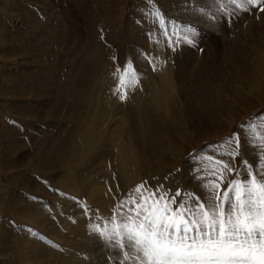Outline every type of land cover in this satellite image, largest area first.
<instances>
[{
	"label": "rangeland",
	"instance_id": "obj_1",
	"mask_svg": "<svg viewBox=\"0 0 264 264\" xmlns=\"http://www.w3.org/2000/svg\"><path fill=\"white\" fill-rule=\"evenodd\" d=\"M216 8V0H0V264H32L35 257L37 264H118L119 255L88 223L103 226L137 185L203 198L201 157L236 169L225 173L223 188L244 176L242 161L256 164L257 151L241 125L264 116V12L253 8L228 18ZM154 10L167 17L166 26ZM183 25L198 30L195 46L172 35ZM94 41L104 54L98 67L113 82L129 62L138 72L133 95L148 102L132 105V117L128 96L117 93L119 102L106 108L92 90L98 67L87 52ZM155 43L167 46L169 95L161 102L156 94L165 77L153 57ZM83 128L97 135L88 148ZM236 133L238 155L229 159L219 145ZM51 137L60 143L51 144ZM65 147L73 148V164L59 167L55 159Z\"/></svg>",
	"mask_w": 264,
	"mask_h": 264
},
{
	"label": "snow or ice",
	"instance_id": "obj_2",
	"mask_svg": "<svg viewBox=\"0 0 264 264\" xmlns=\"http://www.w3.org/2000/svg\"><path fill=\"white\" fill-rule=\"evenodd\" d=\"M216 5L217 13L228 18L253 8L264 12V0H216ZM198 11L210 15L204 9ZM152 15L166 26L167 17L159 10ZM181 30L185 33L182 37ZM172 35L195 46L199 32L192 25H183ZM117 73V92L123 100L139 77L131 62ZM241 130L256 149L257 162L242 161L244 176L229 180L226 188L222 187L225 173L236 169L222 159L204 156L200 170L204 173L203 198L180 190H149L142 183L116 205L103 226H89L105 248L119 255L118 264H264V116L245 122ZM239 144L236 133L219 147L234 159Z\"/></svg>",
	"mask_w": 264,
	"mask_h": 264
},
{
	"label": "bare ground",
	"instance_id": "obj_3",
	"mask_svg": "<svg viewBox=\"0 0 264 264\" xmlns=\"http://www.w3.org/2000/svg\"><path fill=\"white\" fill-rule=\"evenodd\" d=\"M209 9V8H208ZM213 10V9H212ZM148 17V16H147ZM186 17V16H185ZM146 18V17H145ZM144 18V19H145ZM143 19V18H142ZM137 22V21H136ZM137 27V26H136ZM157 27V26H156ZM153 34H155V32L153 33ZM91 36V38H92V35H90ZM89 36V37H90ZM140 36V35H139ZM156 37V36H155ZM142 38V37H141ZM142 40V39H141ZM161 42V41H160ZM88 43V42H87ZM93 43V44H92ZM144 43V42H143ZM163 43V42H162ZM141 44V43H140ZM149 44V43H148ZM172 45V44H171ZM148 47V46H147ZM154 47H155V52L153 53V54H155L156 56H153V57H155V62H156V66H158L159 67V69L161 70V75L163 74V76L165 77V82H164V87H163V89H162V91L161 92H159L158 94H156V96L158 97V99L160 100H162V98L164 97V96H168L169 95V80H167L168 78V70L166 69V61H164V57H166V54H167V51L165 50V49H167L166 47H165V45H159V44H157V43H155L154 44ZM182 50V49H181ZM181 50H178L177 51V53L179 54H181ZM136 51V50H135ZM152 52H153V50H152ZM141 53V52H140ZM152 54V55H153ZM165 56H164V55ZM177 55V56H179V58H180V56L181 55ZM87 58H88V60L90 61V64H91V66L93 65L94 67H93V69L94 68H96V67H98V64L103 60V56H104V54L102 53V50H101V47H100V45L99 44H97V43H95V41L94 42H91V46H89L88 47V52H87ZM157 56H158V58H157ZM150 57V56H149ZM176 58H178V57H176ZM153 59V58H152ZM151 60V59H150ZM170 59H168V61H169ZM141 61V60H140ZM142 62H144V61H142ZM183 62V61H182ZM102 63V62H101ZM178 63H180L179 61H178ZM106 64V63H105ZM149 64V63H148ZM146 66V65H145ZM148 66V65H147ZM182 66V68H183V65H181ZM103 67V66H102ZM104 68H106L105 66H104ZM92 69V70H93ZM101 64H100V66L98 67V70H96V71H91V70H89V73L90 72H92L93 74L95 73V78H94V81H93V83H92V85H94V88L92 89L93 91H96L97 93H101L100 94V97H103L104 99H103V101L102 102H104V104H105V107L106 108H110V107H113V106H115L118 102H119V97L117 96V93H119L120 94V92H117V87H118V84H119V81H118V79L117 80H115L114 82H113V80H112V78H110V77H108L107 75H105L104 74V72H103V69H101ZM174 69V68H173ZM172 69V70H173ZM107 70V69H106ZM148 70V69H147ZM153 70V69H152ZM171 72V71H170ZM113 73V72H112ZM138 73V72H137ZM142 73V72H141ZM109 74V73H108ZM138 75V74H137ZM112 76V75H111ZM153 76H154V74H153ZM149 77V76H148ZM157 77V76H156ZM145 78V77H144ZM147 78V77H146ZM177 78V77H176ZM147 79H149V78H147ZM146 79V80H147ZM152 79V78H151ZM154 80H155V78H154ZM161 80V79H160ZM149 81V80H148ZM147 81V82H148ZM152 81V80H151ZM154 82V81H153ZM153 82H152V84H153ZM162 82V81H161ZM155 84V83H154ZM153 84V85H154ZM162 84V83H161ZM142 85V84H141ZM163 85V84H162ZM153 87V86H152ZM150 88V87H149ZM148 88V89H149ZM107 89H108V91H109V97L107 96V93L105 94V91H107ZM134 89H135V87H129L128 89H127V96H128V98H129V101H130V105L129 106H131V108H132V111H131V117L133 116V106L132 105H134V108H135V105H136V107H137V105H142V106H145V105H147L146 103L148 102H146V96L145 95H143L142 96V98H137V96H134L133 95V91H134ZM161 89H159V90H161ZM136 91V90H135ZM143 91H145L146 92V89L144 88V90ZM151 91V90H150ZM81 92V91H80ZM152 94V93H151ZM82 96V95H81ZM154 97H155V95L154 94H152V100L154 99ZM84 100V97L80 100H78V102L80 103V104H82V101ZM161 100H160V102H161ZM155 101V100H154ZM165 101V100H164ZM66 102V101H65ZM93 102V101H92ZM90 103V104H88L89 106H90V110L91 111H93L92 109H93V103ZM125 102V101H124ZM124 102H123V105H124ZM132 103V104H131ZM94 104H95V107H94V111H95V108L97 107V102L96 101H94ZM121 104V106H122V103H120ZM99 105V104H98ZM149 105V104H148ZM63 106H64V104H63ZM125 106H128L126 103H125ZM86 107V102H84L83 103V105H82V112L81 111H79V112H77V114H76V116H75V119H76V121H80V118H81V116H82V113H83V110H84V108ZM145 107H147V106H145ZM62 108H64V107H62ZM165 108V107H164ZM167 108V107H166ZM65 109V108H64ZM129 109H130V107H129ZM168 109V108H167ZM171 109V108H170ZM104 111V110H103ZM179 111V110H178ZM129 112V111H128ZM155 112V111H154ZM104 113V112H103ZM102 113V114H103ZM162 113V112H161ZM105 115V114H104ZM97 118H100V115H98L97 117H96V119ZM89 123H91L90 125L92 126L93 125V123H95V125H96V121L95 120H93L92 122H91V119H89ZM142 123V122H141ZM134 126V125H133ZM86 126H84V128H85ZM83 128V131H86V132H84V134H83V136H84V138H85V140H83L82 142L84 143L83 145L85 146V144L87 145L86 147L88 148V144H93V143H95V140H96V134L92 131V132H90L91 130L89 129V130H85ZM92 129V128H91ZM88 131V132H87ZM59 138H60V135L58 136ZM46 138V137H45ZM52 138V137H51ZM59 138H57V137H55V138H52L53 140V142H50L51 144H56L57 143V141L60 143V141L58 140ZM137 138V137H136ZM45 140H47V139H45ZM70 141V145H71V147H73V143H75L76 142V140H75V138L74 139H72V138H70L69 139ZM115 142V141H114ZM116 144V143H115ZM135 144V143H134ZM136 144H137V142H136ZM44 145V144H43ZM42 145V146H43ZM140 145V144H139ZM78 146V145H77ZM115 146V145H114ZM119 146V145H118ZM136 146V145H135ZM54 147V146H53ZM125 147V146H124ZM130 147V146H129ZM128 146H127V149H130ZM75 148V151L76 152H79L78 151V147H74ZM114 148V147H113ZM41 149V148H40ZM73 149V148H72ZM72 149H71V151H72ZM115 149V148H114ZM39 150V149H38ZM118 150H119V148H118ZM131 150L133 151V149L131 148ZM70 150H68V147H65V150L63 151V150H61L60 151V153L56 156V159H55V162H56V165L57 166H59V167H65V166H72V164H73V160H74V156H72V154H73V152H71ZM122 151V150H121ZM128 151H130V150H128ZM39 152V151H38ZM42 152V151H41ZM118 152H120V151H118ZM118 152H116V155H117V159H116V161H117V166L118 167H121V171L120 172H122L123 174H124V170H125V165H124V163L122 162V158L120 157V155L119 154H117ZM123 152H124V150H123ZM135 152V151H134ZM115 153V152H114ZM130 153V152H129ZM40 154V153H39ZM38 154V155H39ZM42 154V153H41ZM103 155V154H102ZM109 155V153L107 154V156ZM118 155H119V157H118ZM130 155V154H129ZM122 156V155H121ZM104 157V156H103ZM126 157V156H125ZM111 158V157H110ZM131 157L129 156V159H130ZM124 160H125V158H123ZM105 160H106V158H105ZM113 165V164H112ZM114 166V165H113ZM118 170H119V168H118ZM119 172V173H120ZM106 175V174H105ZM127 175V174H126ZM76 177V176H75ZM102 177H103V175H102ZM67 179V178H66ZM74 179H76V178H74ZM107 179V178H106ZM78 180V179H77ZM99 180V179H98ZM66 182V181H65ZM70 182V181H69ZM67 183V182H66ZM79 183V182H78ZM106 183V182H105ZM65 184V183H64ZM70 184V186L69 187H72L73 185H75V181L74 180H71V182L69 183ZM68 184V185H69ZM85 184V183H84ZM110 184V183H109ZM62 187V186H61ZM201 187V186H200ZM63 188H64V185H63ZM73 188V187H72ZM67 190V189H66ZM67 200V199H66ZM62 201H63V199H62ZM62 205L64 204V203H61ZM38 210V209H37ZM46 211V210H45ZM102 212V211H101ZM35 215V214H34ZM61 215V214H60ZM32 218L34 219V220H36L35 218H34V216L32 215ZM31 218V219H32ZM36 218H37V215H36ZM60 218V217H59ZM30 219V221H32ZM80 220V219H79ZM78 220V221H79ZM29 221V222H30ZM33 222H35V221H33ZM33 222H31V223H33ZM69 223V222H68ZM67 223V224H68ZM34 224V223H33ZM35 225V224H34ZM90 225H94V222H89L88 223V227L90 226ZM39 227H41L40 225H39ZM45 227V226H44ZM73 227V226H72ZM90 228V227H89ZM45 229H47V228H45ZM73 229V228H72ZM48 230V229H47ZM72 231V230H71ZM47 232V231H46ZM77 232V231H76ZM75 232V233H76ZM84 234V233H83ZM80 235H81V233H80ZM62 238V237H61ZM78 240V239H77ZM100 240V239H99ZM28 241V240H27ZM81 241V239L79 240V242ZM40 242V241H39ZM92 243H94V242H92ZM38 244V243H37ZM28 245V244H27ZM35 245V244H34ZM25 247H26V245H24ZM38 246H39V244H38ZM23 247V246H22ZM35 247V246H34ZM42 247V246H41ZM85 247H86V245H85ZM77 248V247H76ZM75 248V249H76ZM32 249V248H31ZM42 249V248H41ZM86 248H84V250H85ZM23 250H24V248H23ZM33 250V249H32ZM36 250V251H35ZM35 253L37 252V249L35 248ZM39 250V249H38ZM43 250V249H42ZM42 250H41V252H42ZM74 250V249H73ZM30 250H28V251H26L25 250V252L24 253H27V252H29ZM40 251V250H39ZM81 251H82V248H81ZM86 251V250H85ZM101 251H102V249H101ZM84 252V251H83ZM24 253H22V254H24ZM29 254H31V253H29ZM37 254V253H36ZM40 254V253H39ZM44 254V253H43ZM71 254V253H70ZM73 254V253H72ZM71 254V255H72ZM26 255V254H25ZM25 255H23V256H25ZM34 255V254H33ZM33 255H32V257H33ZM40 255H42V254H40ZM40 255H38V257L40 258ZM48 255H49V253H48ZM22 256V255H21ZM36 255H34V257H35ZM44 257H45V254L43 255ZM83 256V255H82ZM27 257H28V255H27ZM30 257V256H29ZM28 257V259L27 260H29L30 258ZM33 257V258H34ZM37 257V258H38ZM24 258V257H23ZM24 259H26V257L24 258ZM35 259H36V257H35ZM34 259V260H35ZM76 259H77V257H76ZM80 259V258H79ZM82 259V258H81ZM33 260V261H34ZM40 260V259H39ZM38 260V261H39ZM42 260H43V258H42ZM46 260H48V259H46ZM55 260V259H54ZM30 261H32V259H30ZM30 261L28 262V263H30ZM32 261V264H37V262H33ZM50 261V260H49ZM63 261V260H62ZM74 261V260H73ZM44 262V261H43ZM42 263V262H41ZM61 263V262H60ZM39 264V263H38Z\"/></svg>",
	"mask_w": 264,
	"mask_h": 264
}]
</instances>
